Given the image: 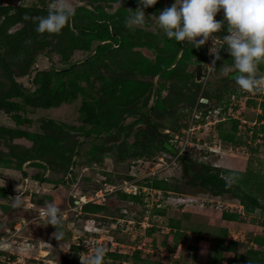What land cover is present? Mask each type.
<instances>
[{
    "label": "rangeland",
    "instance_id": "rangeland-1",
    "mask_svg": "<svg viewBox=\"0 0 264 264\" xmlns=\"http://www.w3.org/2000/svg\"><path fill=\"white\" fill-rule=\"evenodd\" d=\"M88 2L91 15H96L99 9L117 14V19L112 20L115 26H112V31L118 35L114 45L93 58L90 57L96 42L92 43L89 51L72 48L80 42L73 29L85 28L92 18L78 13L76 9L80 5L77 0H71L75 15L59 34L52 35L35 31L36 18L47 15L52 0H0V7L8 8L5 12L0 9V24L3 23L0 28V58L6 62L15 81L27 91L31 92L38 86L33 83L35 74L45 85L43 93L30 98L33 102L26 107L24 121L17 127L29 133L44 134L50 141L46 144L28 142L29 147L16 144L7 151L0 140V158L9 161V165L0 166V183L3 181L5 184L6 179H11L15 185L13 189L16 184L24 186L23 174L16 172L19 171L17 161L27 158L36 162L39 159L32 158L36 152H42V159L48 167L42 169L43 175L35 182L36 188L44 181L46 173L50 174L52 185L58 188L51 201L45 202L37 196L33 200L34 207L26 212L33 218L32 222L41 224L42 232L38 233L28 224L20 233L14 234V226L20 222V206L16 207L17 212L10 213V220L8 215L0 216V264H87L92 255L81 254L74 249L78 237L88 243H97V239L105 247L107 244L109 250L114 249V243L117 245L115 250L122 254H131L135 249L141 251L138 262L129 260L124 264H264V110L258 106L264 104L260 98L264 85H261L260 92L249 93L239 89L230 78L235 70L222 39L228 34L227 25L214 34V40L210 37L202 47L192 48L191 44L186 46L183 42L170 40L158 28L159 12L170 7L175 0H157L153 6L144 9V26L131 29L126 27L125 21L132 14L129 11L138 7L137 0ZM14 7H25L22 9L29 11ZM26 15L29 17L27 20L24 19ZM223 15L221 10L214 19L219 21ZM18 16L20 22L3 27L7 19ZM122 26L130 37L124 44L119 42ZM211 47L220 48L221 58L215 67H212ZM198 63L203 68L200 81L195 79ZM73 64H76L73 70L63 76L62 86L65 94L78 87L81 92L76 99L58 104L54 97L51 108L38 107L39 101L43 102L48 91L55 88V77L49 73L51 69H68ZM257 74L264 77V64ZM227 76L230 77L226 80ZM116 83L121 85L118 87ZM14 91L0 62V102L21 103L19 98L3 99ZM248 100L256 104L250 105ZM217 107L229 116L219 126H214L216 121L207 120V116L203 123L202 120L196 124L192 122L195 110L201 113L209 109V115H212ZM40 118L50 119L55 124L45 128ZM176 119V126H180L172 130L170 126ZM235 121L238 123L233 130ZM0 126L16 128L3 109H0ZM147 129H156L158 133L151 135ZM229 135H232L233 142L228 141ZM153 136L166 140L174 155L158 147ZM150 153L153 155L147 156ZM178 155L188 159L185 175L175 160ZM221 155H224L228 166L235 169L243 167L247 159L246 171L227 169L222 164ZM202 161L209 163L225 182L229 172L238 174V181L232 184L229 192L221 195H213L209 190L196 186L197 181L192 186L186 184L191 179L187 175L197 170L204 163ZM159 181L179 192L167 193L162 189H156L159 194L154 192L150 186ZM162 183L159 184L161 187ZM122 186L123 189L126 187L147 194L144 195V201L148 200L147 206L120 199L119 192L127 194L122 191ZM109 189L115 192H104ZM98 191H102L103 201L84 202L82 199ZM176 194L194 197L196 203L188 204L185 212L184 208L178 210L173 202ZM208 200L211 203L202 206ZM252 200L257 205H253ZM48 202H54L60 209L64 236L59 241L53 236L55 228L36 218L38 209ZM87 204L103 205L102 211L84 214L83 208ZM227 204L232 205V212L225 209ZM225 214L234 215L235 219L226 220L223 218ZM144 216L147 217L145 221L152 225L146 232L140 234L136 227L132 231L119 229L117 219H124L122 225L129 228L132 224L128 221L141 217L135 219L140 222ZM177 218L186 225L183 229L200 231L203 235L183 238L179 246L177 242L181 239L175 237L169 228ZM90 219L94 224L89 223ZM227 234L236 245L227 241ZM199 237L209 240L210 250L214 247L215 253L206 248L204 252L199 251L196 246L199 245ZM257 238H263L260 245ZM214 256L216 259L212 262ZM103 264L119 263H112L105 257Z\"/></svg>",
    "mask_w": 264,
    "mask_h": 264
},
{
    "label": "clouds",
    "instance_id": "clouds-1",
    "mask_svg": "<svg viewBox=\"0 0 264 264\" xmlns=\"http://www.w3.org/2000/svg\"><path fill=\"white\" fill-rule=\"evenodd\" d=\"M155 3L157 0H137L138 7L135 11H129L132 14L126 18V27L130 29L143 27L146 18L144 9ZM221 10L224 14L223 19L215 20L214 17ZM74 15L75 8L71 0H52L47 15L36 18L38 23L35 31L38 34H59ZM24 19L27 20L29 17L26 15ZM225 24L228 34L222 39L235 70L230 78L243 91L260 92L261 85H264V77L257 73L259 66L264 64V0H175L157 16L158 28L167 38L183 42L186 46L191 44L192 48L202 47L210 37L214 40V34ZM218 49L220 48L209 49L214 57L212 67H215L216 61L221 58ZM238 179V174L229 172L226 175V186H231ZM12 200L14 206H19L22 201L21 194ZM40 215L46 225L55 228L54 238L61 240L64 236L61 231L63 221L58 206L54 202H48ZM106 251L105 246H97L94 254L88 258L87 264H103Z\"/></svg>",
    "mask_w": 264,
    "mask_h": 264
},
{
    "label": "trees",
    "instance_id": "trees-1",
    "mask_svg": "<svg viewBox=\"0 0 264 264\" xmlns=\"http://www.w3.org/2000/svg\"><path fill=\"white\" fill-rule=\"evenodd\" d=\"M14 8H21V11H29V9H22L25 7H14ZM0 9H1V12H5L8 8L2 6V7H0ZM76 10L78 11V13L82 12V14H84V16H86V17L88 15H90L92 18H90V21H89L90 23H88V25L85 28L73 29V30H75L78 39L80 38V42L73 45V47H72L73 50H75V51H89L91 49L92 43L96 42V46L93 49L94 55L92 54L93 56L91 55V57H90V58H93V57H98L101 54H103L106 49H108L110 47L112 48V46L114 45L113 43H115L116 37L118 36V35L114 34L112 31V26L115 27L112 23L113 22L112 20L117 19V17H116L117 14L113 15V13L110 14L109 12H107L103 9L102 10L99 9L97 11L96 15H91L90 12L87 9H85L83 6L77 7ZM20 20L21 19L19 16L15 19L9 18V19H7V21L5 22L3 27H5L7 25H10V26L13 25L14 26L18 22H20ZM2 24H0V28H1ZM120 30H122V31H121V35L119 36V38H120L119 42H122V44H124V43L129 41L130 37H129L128 32L126 31L125 27L122 26V28ZM82 32H84V33H82ZM169 48L170 47H168V49ZM0 62L3 65L7 75L9 77V80L11 81V83L15 89V91L12 94L6 95L3 99L4 100H7V98H19V99H21V103L14 102V101H8V103L2 104L0 102V109L5 110V115L8 118H10L16 125L15 129H10V128L4 127V126H0V140L3 142L4 146L7 147V151L9 150L8 148L13 149V146H17L16 144L13 143V141L15 139H25L29 142H32L33 144H39V143L46 144V143L50 142L49 139L44 134L40 135V134L35 133V132L29 133V132H26V131L18 128L22 125V123L24 121L23 113L25 115L26 107L30 106L33 102V100L30 98L35 96L34 94L43 93L45 85H43L42 80L39 79V77L35 74V76L33 77L34 78L33 83L38 84V86L36 87V89H34L31 92L27 91V89H24L21 85H19L15 81V78L11 74L10 69L8 68L6 62L2 58H0ZM74 65H76V64L71 65L70 68H68V69H61V70H55L53 68L51 69V71L49 73L55 77V82H54L55 88L50 89V91H48L47 95H45L43 98V102L39 101V103L37 104L38 107L42 106V108H45V109L51 108L54 105V104H52L54 97H55V99H57L58 104L68 103L69 101H73L76 99L78 93L81 92V90L78 87H75V89H72L71 92H69L68 94H65L63 86H62V84L64 82L63 76L66 75L67 72L73 70ZM260 69H262V64L259 66V70ZM115 85H117L119 87L121 84L116 83ZM260 98L264 100V92L260 96ZM247 103L250 105L256 104L252 100H248ZM200 106L202 107L203 104L200 103ZM258 106H260L264 110V104H259ZM202 108L205 109L204 107H202ZM208 110L209 109L204 110L203 114L205 115ZM40 121L43 123V126L45 128L48 127L47 125L51 126L50 124H52V125L55 124L54 121L47 119V118H40ZM177 123L178 122L176 119V121H174L173 124L170 126L172 130H177V128L180 126V125L176 126ZM237 123H238V121L233 122V127H232L233 130L236 129ZM146 131H147V133L151 132V135L158 133V131L156 129H153V130L147 129ZM153 139H154L156 145L158 147H160L163 151H165L166 153H168L170 155H174V150L172 149L171 146H169V144L166 140L161 141L159 138L154 137V136H153ZM227 139H228V141L233 142L231 135H229V137H227ZM43 155H44V153L42 154V152H40V153L36 152L34 155L35 158H32V159H39L42 162L39 160L36 162H33V160H29L27 158L19 160V161H17L16 159H13V160L17 161L16 165H17V168L19 170L22 169V165L27 161L32 162L33 164L32 163L31 164L34 165L35 167L39 166L40 169H45L48 166H45V163L42 159ZM151 155H153V153H150L147 156H151ZM137 157H141V155H138ZM175 160L178 161V164L180 165L182 172L184 173L183 175H185L186 170H188V168H187V166H188L187 157L186 156L183 157L182 155H178V156H176ZM202 162H204V163H202V165L199 166V168L197 170L190 171V173L187 175V178H191V179L188 180L186 182V184L192 186V185H195V181H197L196 186H199L203 189L209 190L211 192V194H213V195H221V194L227 193L233 188V185L226 186L225 180L221 177V175L218 172L213 171V169L211 168V165L209 163H207L206 161H202ZM18 164H19V166H18ZM2 165L3 166L9 165V161H7L4 158H0V166H2ZM192 177H193V179H192ZM64 182H66V181H64ZM160 182L162 183V181L155 182V184L150 186V187L153 189H162L163 192L166 191L167 193L169 191L179 192L178 189H176L175 187L173 190V188L171 189V186L166 187L163 183H162L163 185L161 187L159 185ZM155 187H159V188H155ZM119 193H120V195H119L120 199H128L129 202L131 201L132 203L139 204L141 206L145 205V203L142 202L140 196H137V195L129 196V195H126V194L121 193V192H119ZM167 193H164V194H167ZM244 197L249 199L247 196H244ZM51 198L52 197H50L48 200L51 201ZM0 199L3 201L9 200V198L7 197V190H5L2 187H0ZM252 203H253V205H257L255 200H252ZM181 207L182 206H179L180 209H181ZM102 208H103V205L87 204L83 208V212H84V214H88V215L89 214H95L97 212L100 213L102 211ZM158 212L159 211H157V213ZM140 218L141 217L134 218V219H140ZM223 218L226 220H233V219H235V216L225 214V215H223ZM177 226L170 225L169 228L173 230L174 228H177ZM262 226H264V221L262 222ZM195 233L198 234V236L203 235L202 232H200V231H196ZM174 235H177L176 232H174ZM185 236H184V239H187V237H185ZM262 240H263V238H262ZM262 240H261V238H257L256 239L257 244L260 245ZM231 243H232V245L237 244L236 242H233V241ZM177 244H178V242H177ZM74 249L79 250L81 254H82V252L85 251V249H82V248H79L76 246H74ZM210 252L215 253L214 247L210 250ZM252 254H257V253L252 252ZM140 255H141V251L139 249H135L131 254H121V253H118L116 251L111 252V253L106 252L105 257L108 258L110 260V262H112V263L117 261L119 264H124V263L128 262L129 260H133L134 263L138 262L140 259L139 258ZM214 259H216L215 256L212 258V262ZM74 261L76 262L77 259H74Z\"/></svg>",
    "mask_w": 264,
    "mask_h": 264
},
{
    "label": "crops",
    "instance_id": "crops-1",
    "mask_svg": "<svg viewBox=\"0 0 264 264\" xmlns=\"http://www.w3.org/2000/svg\"><path fill=\"white\" fill-rule=\"evenodd\" d=\"M77 1L79 2L78 4L80 6H83L88 11H91V7L89 6L90 2H88L89 0H77ZM232 135H234V134H232ZM236 135H237V133H236ZM28 142L29 141H27L25 139H23V140L22 139H15L13 141L14 144H22L23 146H26V147H29V145H27ZM220 157H221L222 161L224 160L222 162V164H224L227 169H232L233 171L235 170L237 172H242V173H244L246 171L247 159H245L243 167L241 166L240 169H235V168H231V167L228 166L227 162H225L224 155L223 156L221 155ZM41 171H42V169H40L39 166L35 167L34 165H30V162L27 161V162H25L22 165V169L21 170L16 171L17 173L21 172L23 174L24 181L26 182V184L24 186H22L21 184H16V188L13 189L15 187V185H13L11 179H6L5 180V184H4L3 181H2V183H0V187H2L5 190H7V197L9 198L8 201H3V200L0 199V208L2 209V210L0 209L1 210L0 211V216H3V215L7 216L8 215V220H10L9 219L10 213L11 212H15L16 211L15 209H18V208H16L17 206H14L12 199H14L17 195L21 194V196H22V201H21L22 204L19 205L21 210L18 209V211L20 212V214L22 216L19 219L20 220H26V221H32L31 219H33V218L30 217L29 214L27 215L26 212H28L31 207L32 208L34 207L33 200L37 196H39V197H41V199H43L46 202V200H48L50 197H52L53 195L57 194L58 188H55L56 186L52 185V183H51L52 179H51L49 173H46V175L43 176L45 178L44 181L42 183H40V184L38 183V185H40V186H39L38 189L36 188L37 183H35V182H37L38 178L43 175V173H41ZM30 172H31V174H30ZM31 184H33V186H31ZM43 207L44 206H42L40 208L43 209ZM179 209L180 208L178 207V210ZM182 209L185 212L186 207H181V210ZM2 211H4V212H2ZM184 212H182V213H184ZM208 213H210V212H208ZM40 225L41 224H39V223L37 224L35 222H33L31 224V226H33L34 230H38L37 231L38 233L42 232V230H43V229H41ZM171 225H174V226L178 225L177 228L173 229V232H176L177 235H175V237L178 236L179 239L183 240L185 235H186L185 237H187V238L188 237L190 238V237H197L198 236V234H196L195 232H192L190 230L187 231L186 229H183L184 226H186V225H183V220H180L179 218H177L174 221V223H172ZM226 236H227V241L231 242V240H232L231 236L229 234H227ZM182 240H180V242H178L179 246L182 245V243H181ZM198 243H199V245H196V246L199 248V251L204 252L205 248L207 249V251L210 250V248H211L209 240H204V239L199 237ZM203 244H206V245H203Z\"/></svg>",
    "mask_w": 264,
    "mask_h": 264
},
{
    "label": "built area",
    "instance_id": "built-area-1",
    "mask_svg": "<svg viewBox=\"0 0 264 264\" xmlns=\"http://www.w3.org/2000/svg\"><path fill=\"white\" fill-rule=\"evenodd\" d=\"M208 113V114H207ZM210 114V110H208L207 112H206V114L204 115L203 114V112H201V113H198L196 110L194 111V113H193V115H192V122H194V124H196L198 121L200 122L201 120V122L203 123V119H205V117L207 116V120L209 119V120H215L216 122L214 123V126L215 125H217V124H219V123H221V122H224V120H226L229 116H226V115H228V114H226V113H224L223 112V110H222V108H220V107H217V108H215V109H213V112H212V115H209ZM209 116V117H208ZM216 116V117H215ZM226 116V117H225ZM232 118V117H231ZM207 124V123H206ZM212 124H213V122H212ZM211 144V143H210ZM123 186H125V185H123ZM123 186H122V191H124V192H127V195H132V196H135V195H137V196H143V198H142V202L143 203H145V206H147L146 204H147V201L148 200H145L144 201V199H145V197L146 196H144V195H147V194H143V193H140V191L139 190H134V189H127L126 187L123 189ZM107 189V188H106ZM120 189V190H121ZM100 190V189H99ZM104 190V189H103ZM152 190H154V192H157L158 194L160 193L159 192V190H157L156 191V189H152ZM100 192H102V191H98V192H96V193H93V195L92 196H89L88 198L87 197H83L82 199L84 200V202H96V201H103L104 200V196H102L101 195V193ZM105 193H109V194H111L112 192H115V190L114 189H109V190H105L104 191ZM153 194H155V193H153ZM108 195V194H107ZM156 195V194H155ZM176 200L174 201L173 200V202L175 203V204H177V206H182V207H186L188 204L189 205H192V204H195L196 203V199L194 198V197H191V196H189V195H186V194H176ZM158 201H160L161 202V198L159 197V200ZM211 203V200H208V201H206L205 202V204H202V206H206V205H209ZM98 204H102V203H98ZM198 204V203H197ZM196 204V206H198ZM232 205L231 204H227L226 206H225V209H229V210H231V212H232V207H231ZM41 210H42V208H39L38 209V211H37V216H36V218L37 219H40V220H42V221H44V219H43V217H41V215H40V213H41ZM147 219V217L146 216H144L143 217V220L142 221H140V222H136L135 220L133 221H128V223L129 224H132V227H129V228H124V226L122 225V223H124V219L122 220V219H118L117 220V222H118V224L120 225V227L121 228H119V229H121V231H124V230H128V231H132V229H134V227H136V231L138 230V231H140L139 233L141 234V233H144L146 230H147V228H150L151 227V225L150 224H148L145 220ZM33 221V220H32ZM32 221H26V220H20V222L18 223V224H16L15 226H14V234H18V233H20V231L21 230H23L25 227L24 226H26V225H28V224H32L33 222ZM89 223H92V224H94V220L93 219H90V221H89ZM99 224H101V223H99ZM98 224V225H99ZM119 225H118V227H119ZM100 226V225H99ZM101 228H102V226H101ZM100 229H97V231H99ZM135 230V229H134ZM96 233V232H95ZM97 234H99V233H97ZM74 240H76V237L74 238ZM77 242L76 243H74V246H76V247H79V248H82V249H85V251L84 252H82V254H88V253H90L91 255H93L94 254V250H95V248L97 247V246H104L103 244H101V242L99 243L98 241H97V239H96V242L97 243H94V242H92V243H88L87 241H83L80 237H78L77 238ZM117 244V243H116ZM106 245V249H107V251L106 252H113V251H115V248H116V246L117 245H115L114 243H112V246H114V249L112 250V249H108V245L107 244H105ZM31 248L33 249L34 248V246L33 245H31ZM138 248H139V246H138ZM135 248H132V250H134Z\"/></svg>",
    "mask_w": 264,
    "mask_h": 264
},
{
    "label": "water",
    "instance_id": "water-1",
    "mask_svg": "<svg viewBox=\"0 0 264 264\" xmlns=\"http://www.w3.org/2000/svg\"><path fill=\"white\" fill-rule=\"evenodd\" d=\"M201 74H202V65L201 64H197L196 68H195V79L197 81H200L201 79ZM201 102H205V100H201ZM162 132V131H161ZM171 136L173 137L174 134H171Z\"/></svg>",
    "mask_w": 264,
    "mask_h": 264
},
{
    "label": "flooded vegetation",
    "instance_id": "flooded-vegetation-1",
    "mask_svg": "<svg viewBox=\"0 0 264 264\" xmlns=\"http://www.w3.org/2000/svg\"><path fill=\"white\" fill-rule=\"evenodd\" d=\"M199 64V63H198ZM202 71H203V68H202ZM230 77V76H229ZM228 76L227 77H225L226 78V80L229 78Z\"/></svg>",
    "mask_w": 264,
    "mask_h": 264
},
{
    "label": "bare ground",
    "instance_id": "bare-ground-1",
    "mask_svg": "<svg viewBox=\"0 0 264 264\" xmlns=\"http://www.w3.org/2000/svg\"><path fill=\"white\" fill-rule=\"evenodd\" d=\"M44 255L47 254L46 252L43 253ZM50 264H53L52 262H50Z\"/></svg>",
    "mask_w": 264,
    "mask_h": 264
}]
</instances>
